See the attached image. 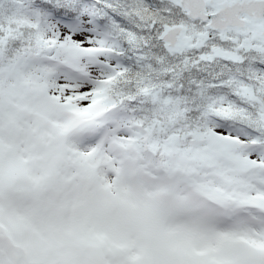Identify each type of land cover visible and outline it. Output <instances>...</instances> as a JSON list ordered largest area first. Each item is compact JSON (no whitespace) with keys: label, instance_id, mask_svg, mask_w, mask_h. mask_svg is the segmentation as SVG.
Masks as SVG:
<instances>
[{"label":"snow or ice","instance_id":"6c2138e0","mask_svg":"<svg viewBox=\"0 0 264 264\" xmlns=\"http://www.w3.org/2000/svg\"><path fill=\"white\" fill-rule=\"evenodd\" d=\"M0 264H264V0H0Z\"/></svg>","mask_w":264,"mask_h":264}]
</instances>
